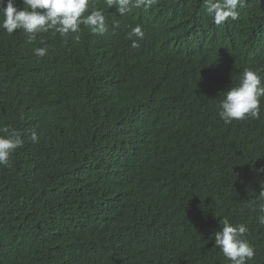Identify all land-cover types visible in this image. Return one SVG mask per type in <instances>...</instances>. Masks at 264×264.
I'll list each match as a JSON object with an SVG mask.
<instances>
[{"label": "trees", "instance_id": "16d2710c", "mask_svg": "<svg viewBox=\"0 0 264 264\" xmlns=\"http://www.w3.org/2000/svg\"><path fill=\"white\" fill-rule=\"evenodd\" d=\"M94 1L121 29L139 25L144 33L134 55L112 64L126 102L112 79L97 80L94 64H105L104 57L74 45L71 38L86 37L85 31L67 37L49 31L28 43L22 30L0 29V90L7 88L9 99L0 93V126L23 139L10 166H0V264H114L117 250L108 242L114 236L123 244L124 237L109 232L106 220L131 235L142 229L135 236L149 241L148 249L127 254L125 264H188L200 255L204 264H230L214 247L223 218L247 226L256 263L264 264V225L258 223L264 172L257 171L264 168V98L258 119L224 125L216 118L217 85L209 81L201 97L211 72L224 77L231 63L235 84L245 68L260 70L264 83V0H246L239 19L221 25L206 15L203 0H157L125 15ZM15 5L22 8V0ZM194 21L207 34L187 50L200 55L184 61L181 86V76H163L176 51L157 43L165 34L195 30ZM45 45L47 55H33ZM74 78L93 88L92 115L84 123H69L52 104ZM210 171L213 189L206 190ZM165 181L169 192H153ZM63 209L57 224L51 215Z\"/></svg>", "mask_w": 264, "mask_h": 264}, {"label": "clouds", "instance_id": "9594fccd", "mask_svg": "<svg viewBox=\"0 0 264 264\" xmlns=\"http://www.w3.org/2000/svg\"><path fill=\"white\" fill-rule=\"evenodd\" d=\"M113 8L117 15H125L131 10H148L157 0H99ZM246 0H203L204 11L216 25H221L228 21L239 19V9L245 6ZM23 7L17 8L15 0H0V29L11 35L14 30H22L27 36V42L33 43L40 33L51 31L53 35L59 33L67 37L69 33H78L85 31L87 36H77L71 38L75 40L74 45L80 48H89L90 54L102 55L106 61L105 64H94L97 68L98 82L106 79H112L118 89V76L113 67V63L134 55L144 38V33L139 25L131 27L130 31H125L120 26L106 18L103 10L97 8L94 0H22ZM197 28L185 35L165 34L162 40L157 43L169 45L168 49L176 51L175 64L166 68L163 76L167 79L181 76V86L186 83L184 77H187V70L184 61L189 57L199 53V51L189 52L188 49L199 45L202 35L207 34L203 24L195 22ZM170 39V40H169ZM43 44V40L40 41ZM161 51V50H160ZM33 55L44 57L48 54V47L41 46L32 49ZM164 55L163 51H161ZM20 60V59H18ZM20 66V65H19ZM235 64H229L223 71L224 77L214 76V70L211 72L210 79L202 85V98H206L208 82L212 81L218 87L216 100L218 102V120H222L224 125L231 124L233 120H244L248 117L258 119L260 116V102L264 98V83L260 75V70L245 68L238 77L233 78L231 71ZM227 69V70H226ZM114 75V76H112ZM0 88H2L0 86ZM6 89V90H5ZM2 96L7 98V88L0 90ZM119 98L124 102L119 89ZM8 99V98H7ZM9 100V99H8ZM126 102V101H125ZM52 104L58 109L62 117L69 123L86 122L90 119L93 111V88L80 79H69L65 81L60 89V93L53 95ZM135 107H141L140 103H130ZM26 123L28 115L24 116ZM212 119V118H211ZM210 118L207 120L210 121ZM28 125V123H27ZM29 130V127H28ZM33 144L39 142V136L36 131L30 132ZM229 142L230 139H224ZM223 140V141H224ZM221 141V142H223ZM23 139L21 133L8 126H0V166H10V155L15 149L23 148ZM248 149L249 147H243ZM257 171L264 172V168ZM213 177L212 171L206 176L202 187L206 190L213 189L209 179ZM153 192H169L167 182L163 184V190L156 188ZM258 223L264 225V188L259 192ZM59 203V202H58ZM47 205V204H45ZM61 213L57 211L51 215V219L57 224L61 221ZM67 213V212H66ZM105 215V214H103ZM72 217V216H71ZM70 217V218H71ZM90 220V224H92ZM109 232L121 234L124 237V243L120 244L113 236V243L117 250L114 264H125L127 254L136 248L148 249L150 247L148 240H142V229L137 230L136 234L131 235L128 230H118L110 227L107 220L104 223ZM220 230L215 232L214 247L218 248L230 264H257L255 250L247 239L248 228L245 224H233L228 218L219 220ZM69 225V222L66 223ZM72 244L80 240L78 236H71ZM115 243V244H114ZM122 256H118V252ZM254 257V258H253ZM204 255H200L197 260L188 264H204L207 261L202 260ZM81 264V262L79 263Z\"/></svg>", "mask_w": 264, "mask_h": 264}]
</instances>
